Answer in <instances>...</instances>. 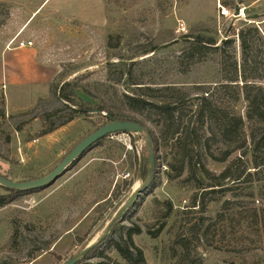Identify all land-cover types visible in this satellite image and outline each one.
<instances>
[{"label": "rangeland", "instance_id": "obj_1", "mask_svg": "<svg viewBox=\"0 0 264 264\" xmlns=\"http://www.w3.org/2000/svg\"><path fill=\"white\" fill-rule=\"evenodd\" d=\"M219 6L230 9L231 18H220ZM239 32L247 33L244 53ZM198 36L214 39L216 46L233 42L224 55L211 48L195 51ZM23 40L34 42L39 64L52 77L46 87L8 88V93L0 89V175L14 182L42 178L107 123L104 113L88 111L61 126L69 111L52 90L76 81L81 103L107 104L167 141L159 146L151 185L99 251L106 249V255L126 264L107 244L138 228L132 239L145 264H264V165L250 169L251 176L237 184L226 181L223 187L229 190L223 192L197 191L186 172L169 179L175 171L167 165H178V159L165 118L131 100L154 95L167 101L181 93H207L218 112L233 110L242 117L249 141L253 125L246 121L247 102L241 93L237 103L233 98L244 81L264 86V80L259 81L264 77V0H0V52L12 41ZM235 68L236 90L226 88L234 85L230 80ZM196 105L175 114L181 128L190 119L186 111ZM47 113L53 116L42 123ZM50 126L57 128L40 137ZM211 131L217 132L214 124L198 130L202 144ZM208 147L214 156L226 150L222 143ZM199 153L215 176L239 155L235 152L219 163L200 148ZM262 156L249 153L243 162L253 168L254 159L259 164ZM147 157L144 135H111L51 185L13 196L0 208V264H64L97 243L132 193L147 182ZM6 194L0 187V195ZM156 201L171 203L167 219L161 218L164 207ZM98 260L94 255L85 264Z\"/></svg>", "mask_w": 264, "mask_h": 264}, {"label": "trees", "instance_id": "obj_2", "mask_svg": "<svg viewBox=\"0 0 264 264\" xmlns=\"http://www.w3.org/2000/svg\"><path fill=\"white\" fill-rule=\"evenodd\" d=\"M223 4L227 5L228 3L224 2ZM255 32L257 33L256 29ZM237 37L240 42L241 50L244 53L247 48V33L244 34L243 32H239L237 34ZM232 42V40H225L222 41L219 46H216L217 42L214 39L198 36L193 41V49L195 51H198L202 48H211L214 49V51H218L220 54L224 55L226 49L232 44ZM234 76L235 78L230 80L231 84L234 85H229L231 87H228L227 85L226 88H232L236 90L238 85V75L236 68ZM244 78L245 77H243V79ZM252 79L258 78L253 77ZM262 80H264V77L259 76V81ZM76 84V81L72 83L67 82L52 90V94L56 96V98L66 103L65 108L69 111L66 120L62 123L61 126L70 123L80 112L84 114L88 111H97L98 113H104V115L101 116L103 120L107 121V123L112 120L131 121L137 123L145 127L149 132L152 138L154 159L156 161V157L158 156V149L160 148L159 146L161 145L162 141L163 144L166 143V139H163L161 141L160 138L156 137V135L151 130H149L143 122L131 117L123 118L120 115L116 114L113 108L107 104L101 103L98 106L92 107L90 103H81V100L75 91L78 88ZM150 91L153 92V90ZM240 93L241 95H243V99L247 102L246 121L248 123H252L253 125L249 130V141H247V139L244 137L245 122L242 117L236 115L233 110L227 112L226 109H222L220 112H218L215 109L213 103L208 98L207 93L201 96L186 95L184 93H181L177 95L175 99H169L167 101L159 100L154 95H147L149 100L140 97L131 98L133 102H136L141 107H148L150 109H153L157 112V114L163 115L165 118L164 125L166 126V130H168L167 132L171 131L170 134L172 138L170 139V141L174 139L173 145H175L177 148L176 156L178 159V165H167L171 170L175 171V174L173 176H168L169 179L178 178L184 172H186L188 175V180L194 183L197 191L202 192L205 190H209L210 192H214L216 188H221L219 190H222L223 192L229 190L226 187H223L226 181L228 183L237 184L241 180H244L246 177L251 176L249 172L250 169H257L258 166L260 167L264 165L263 156L261 157L262 161L259 164H257L254 159L252 165L253 168H251L250 165H247V162H243L244 158H246L249 153L254 155L264 153V86L250 85L246 81H244L241 92L238 91L235 93V96L233 98L234 103L238 102ZM194 103L197 104L195 110L192 111V109L190 108L188 109V111H186V113H191L190 119L187 121L185 126L181 128V124L176 121V116H180V113L182 112L181 110H183L182 107H190L191 105H194ZM175 114L177 115L175 116ZM52 116L53 114L51 113L42 115V123H45ZM182 116L186 117V114H182ZM211 124H214L216 126L217 132L215 133L211 131L210 136L206 140H204V143L202 144L200 138L198 137V130L205 125L209 126ZM24 126L25 124H22L17 130L21 131ZM56 128L57 127L55 126H50L48 129H43L40 132V137L52 133L54 130H56ZM211 142L217 144L222 143L225 146L226 150L223 151L220 156H214L213 153H210V148L208 147ZM199 148L204 151L205 154L209 156V158L219 163L225 162L235 152H238L239 155L236 160H233L220 173V175L215 176L206 169L204 162H202L201 160ZM5 191L7 192L6 195H0V208H3L10 204L13 200V196L29 194L38 190L27 192ZM156 205L164 207L161 218L167 219L172 212L171 203H160L156 201ZM162 228L163 227H161L157 231V233L153 234L154 238L159 232H161ZM117 229H120V227H114L111 232H116ZM139 233L140 229L138 228L129 229L125 234H119L118 242L110 241L107 246H109V248L112 247V249H114L115 252L121 257V259L126 262V264H145V259L142 251L134 245L132 239L133 235ZM15 236L16 231H14L12 238L14 239ZM101 244L102 242L98 243L77 264H85L86 260H88V258L90 257H93L94 255H98L99 260L97 264H120L118 261L105 254L106 249L99 251V247Z\"/></svg>", "mask_w": 264, "mask_h": 264}, {"label": "water", "instance_id": "obj_3", "mask_svg": "<svg viewBox=\"0 0 264 264\" xmlns=\"http://www.w3.org/2000/svg\"><path fill=\"white\" fill-rule=\"evenodd\" d=\"M116 133L145 136V143L148 152L147 160L149 164L148 180L144 185L140 187V189L132 193L127 203L117 212L115 217L107 225L105 233L99 239V241L94 245L88 246L80 254L72 257L64 264H77L90 252L92 248H94L98 243L102 242L104 238L110 233V231L123 219L127 210H129L134 205L139 196L151 185L155 170V159L152 138L147 129L131 121L112 120L86 136L82 141H80L71 149V151L51 172H49L42 178L26 182H14L0 175V187L4 190L27 192L42 189L54 183L67 170L69 166H71L74 162H76V160L81 158L82 155L85 154V152H87L93 145H95L103 138L114 135Z\"/></svg>", "mask_w": 264, "mask_h": 264}, {"label": "crops", "instance_id": "obj_4", "mask_svg": "<svg viewBox=\"0 0 264 264\" xmlns=\"http://www.w3.org/2000/svg\"><path fill=\"white\" fill-rule=\"evenodd\" d=\"M33 51L32 48H28L0 52V89H3V92L8 93V88L24 86L46 87L49 83L52 74L50 75L48 69L39 64Z\"/></svg>", "mask_w": 264, "mask_h": 264}, {"label": "built area", "instance_id": "obj_5", "mask_svg": "<svg viewBox=\"0 0 264 264\" xmlns=\"http://www.w3.org/2000/svg\"><path fill=\"white\" fill-rule=\"evenodd\" d=\"M219 17L222 19L231 18L232 12L230 9L219 6ZM15 42V43H14ZM14 43V44H13ZM13 46H10L12 45ZM7 47L8 50L11 49H28L34 47V42L32 40H23V41H12Z\"/></svg>", "mask_w": 264, "mask_h": 264}, {"label": "bare ground", "instance_id": "obj_6", "mask_svg": "<svg viewBox=\"0 0 264 264\" xmlns=\"http://www.w3.org/2000/svg\"><path fill=\"white\" fill-rule=\"evenodd\" d=\"M137 186V185H136ZM136 189V188H135Z\"/></svg>", "mask_w": 264, "mask_h": 264}]
</instances>
